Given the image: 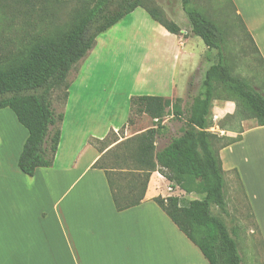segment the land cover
Here are the masks:
<instances>
[{
    "label": "crops",
    "instance_id": "1",
    "mask_svg": "<svg viewBox=\"0 0 264 264\" xmlns=\"http://www.w3.org/2000/svg\"><path fill=\"white\" fill-rule=\"evenodd\" d=\"M230 1L264 61V0ZM178 25L181 35H172L138 9L97 39L68 78L58 113L63 116L61 141L51 168L38 169L33 178L20 171L28 131L15 151L8 148L0 155V264H209L154 202L170 197V183L159 173L152 175L140 206L118 212L105 172L93 168L102 155L92 142L128 126L132 98H187L207 47L192 35L191 26L186 31ZM135 48L147 80L143 87L121 89L118 99L111 97L116 85L95 80L104 75L108 81L111 74L115 81L116 75L132 72L133 66L116 59L126 50L135 59ZM140 89L149 93L135 92ZM215 103L216 122L235 115L233 102ZM217 128L229 138H242L222 149L220 158L225 176L237 172L263 244L261 260L253 264H264V127L251 120Z\"/></svg>",
    "mask_w": 264,
    "mask_h": 264
},
{
    "label": "trees",
    "instance_id": "2",
    "mask_svg": "<svg viewBox=\"0 0 264 264\" xmlns=\"http://www.w3.org/2000/svg\"><path fill=\"white\" fill-rule=\"evenodd\" d=\"M152 1L0 0V110H11L29 133L18 163L24 175L33 178L38 169L53 166L61 141L59 125L63 116L56 114L51 96L55 90L68 89L71 72L101 35L138 9H144L170 34L181 35L177 23L167 20L158 8L150 7ZM180 2L192 35L207 47L206 58L210 60L212 52H218L217 62L206 71L204 94L186 103L182 99L154 96L132 98V114L148 117L154 127L120 143L114 132L103 141L94 140L92 146L102 156L93 168L105 172L118 212L138 207L145 201L154 173L168 181L171 189L201 197L189 203L174 196L158 197L154 202L199 248L209 264H241L236 233L232 235L213 215L212 206L227 212L220 151L242 138H220L209 129L213 127L214 103L220 100L221 93L230 97L223 101L236 104L235 115L227 118L254 120L258 127H264V88L257 89L233 75L224 31L192 8V0ZM65 13L71 14L68 21H62ZM239 21L246 32L240 18ZM247 37L264 67L257 47L249 34ZM169 114L184 123L179 135L157 151L156 139L167 131L163 123ZM220 140L229 142L217 150L213 144ZM113 145H116L114 149L108 150ZM110 153L116 157L111 163ZM129 165L134 168L128 169Z\"/></svg>",
    "mask_w": 264,
    "mask_h": 264
},
{
    "label": "rangeland",
    "instance_id": "3",
    "mask_svg": "<svg viewBox=\"0 0 264 264\" xmlns=\"http://www.w3.org/2000/svg\"><path fill=\"white\" fill-rule=\"evenodd\" d=\"M150 7L158 8L165 13L167 20L181 24L183 28L188 31L190 23L188 17L183 11L180 0H154L150 3ZM192 8L205 14L207 17H209V19L216 23L221 30L224 31L228 46L227 57L230 62L233 75L245 79L257 89L264 88V67L255 54L252 43L250 39H248L247 34L239 21V18H237L236 10L231 1L192 0ZM61 18L64 19L62 21H68L71 18V14L65 13L61 16ZM199 41L201 40L199 39ZM202 46L204 49H206V46L204 44H202ZM122 53L123 54H121L119 56V59H116V61L119 63H124L129 67L133 66V71L122 76L116 75L117 80L115 81L111 79V74L106 75L109 78L108 81L104 75H99V77H97V79L95 80L96 83L102 86L109 85L108 87H113L114 85H116L115 94H111L109 92H106V94H111V97L117 99L123 96L121 95V89L129 91L132 89L134 84L135 87L137 85L143 87V79L146 81L148 76V71L141 69V58L139 55H137L136 48L135 59L133 57V53L129 50H126ZM207 53L208 50L206 54ZM206 54L204 55L205 57L203 59V67L201 68L200 72L193 78V87L190 90L187 98L185 100H182L183 103L191 101L204 94L203 83L205 80V74L210 66L217 62L218 52L213 51L210 60L206 58ZM137 72H140V75H137ZM102 86H100V88H103ZM135 92L145 95L149 93V91L146 89H140ZM100 93L102 95L104 92L101 90ZM219 96V101L230 99V97L226 93H221L219 94ZM65 98V88L55 90L51 96V102L57 115L65 104ZM219 103H215L214 108ZM169 115L170 116H168L164 120V126H166L167 131L162 132L156 139L157 151L164 149L170 143L173 137L179 135V130L182 128L184 123L182 119L173 118L171 114ZM131 119L133 120L131 124H129L128 122L127 127L119 131L117 134L115 133L120 138V140L122 139L121 141H119V143L123 142L126 139L140 135V133H142L143 131H147L154 127V122L146 116L139 118L132 114ZM212 119L213 127L209 129V132L224 139L227 138V136L223 135L217 127L223 130L227 128L231 129L239 125L241 126L243 122L239 118H236L235 120L225 118L221 122H216L217 120L215 117L214 109L212 111ZM254 123L255 125H257L256 121H254ZM23 131L27 133V130L18 123L14 113L11 110H0L1 156L6 155L8 148H12L13 151H15L16 143L19 141L21 134L24 133ZM237 138L239 137H228L227 139ZM110 142H112V140H110ZM227 142H229V140H220L219 142H214L213 145L214 148L218 150L226 145ZM116 145H113L108 150L114 149ZM115 158V153H110L108 156L110 163L112 160L114 161ZM112 165L113 164H108V166ZM133 168L134 166L129 165L128 169ZM225 183V200L227 202V212L224 213L217 207L212 206V213L227 226L229 232L232 235L233 233H236L235 238L237 239L236 241L238 244V250L242 259L241 264H253L259 262L263 253L262 240L259 237V231L253 220L252 212L247 203L245 192L243 191L242 185L239 182L236 173L233 172L230 176H225ZM168 193L170 194V196L181 197L185 203L201 199V197L197 195H186L178 189L168 188Z\"/></svg>",
    "mask_w": 264,
    "mask_h": 264
},
{
    "label": "built area",
    "instance_id": "4",
    "mask_svg": "<svg viewBox=\"0 0 264 264\" xmlns=\"http://www.w3.org/2000/svg\"><path fill=\"white\" fill-rule=\"evenodd\" d=\"M156 122H158V121H156Z\"/></svg>",
    "mask_w": 264,
    "mask_h": 264
}]
</instances>
